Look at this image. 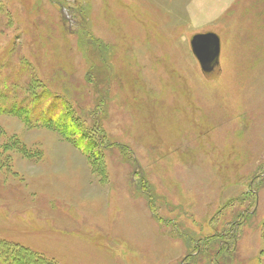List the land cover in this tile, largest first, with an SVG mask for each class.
<instances>
[{
	"label": "rangeland",
	"instance_id": "374dc122",
	"mask_svg": "<svg viewBox=\"0 0 264 264\" xmlns=\"http://www.w3.org/2000/svg\"><path fill=\"white\" fill-rule=\"evenodd\" d=\"M0 240L24 264H264V0H0Z\"/></svg>",
	"mask_w": 264,
	"mask_h": 264
},
{
	"label": "water",
	"instance_id": "95a60500",
	"mask_svg": "<svg viewBox=\"0 0 264 264\" xmlns=\"http://www.w3.org/2000/svg\"><path fill=\"white\" fill-rule=\"evenodd\" d=\"M192 52L204 73H212L220 63L221 40L215 33L195 35L191 40Z\"/></svg>",
	"mask_w": 264,
	"mask_h": 264
},
{
	"label": "trees",
	"instance_id": "16d2710c",
	"mask_svg": "<svg viewBox=\"0 0 264 264\" xmlns=\"http://www.w3.org/2000/svg\"><path fill=\"white\" fill-rule=\"evenodd\" d=\"M19 252L17 253V251L12 249L11 245L9 246L4 241L0 240V263L24 264V262H23L24 260L22 259L21 252L20 253ZM39 262H38V264H39ZM35 264H37V263H35Z\"/></svg>",
	"mask_w": 264,
	"mask_h": 264
}]
</instances>
